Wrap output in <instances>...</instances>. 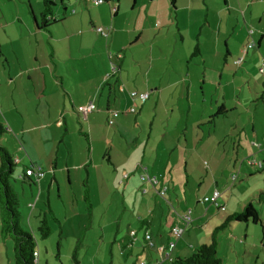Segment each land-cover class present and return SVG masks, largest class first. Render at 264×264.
Returning a JSON list of instances; mask_svg holds the SVG:
<instances>
[{
  "label": "crops",
  "instance_id": "crops-1",
  "mask_svg": "<svg viewBox=\"0 0 264 264\" xmlns=\"http://www.w3.org/2000/svg\"><path fill=\"white\" fill-rule=\"evenodd\" d=\"M65 1L66 0H60L59 3V1L56 0V6L53 10L54 17L57 21L63 18L60 14H63L65 17L62 22L63 24L59 23V25L62 24L66 27L62 35H56L53 32L52 26H58V24H52L47 30L39 29L35 24L37 31L41 30L44 35H49L47 43L50 47L52 63L49 62L48 64V62H45L44 65L39 63L27 70L21 68L22 70L20 69V71H16L15 73H8L10 83H17V77H23L25 73L28 74L30 79L33 78L39 81L44 79L41 87V95L43 98H39V102L34 103V105H36V110L31 113L32 117L36 118L38 123L40 122L41 124L38 126L36 125L33 129H37L41 134L44 130L51 131L44 140L42 138L41 141L39 140L41 149H37L34 146V141L37 139L36 136L35 140L33 136H30L28 144L31 148L23 150L22 147H19V152L12 153L13 160H15V165L28 164L23 165L25 166L23 172L32 167L36 169L41 168L45 172L43 177L39 180L34 178V176L30 177L36 181L33 184L39 186L40 196L43 193H41V190L44 188L50 190L55 186L58 188L57 193H60L61 185L57 178L58 174H64L66 171V173H68L67 181L72 186L73 170H88V166L91 168L93 166L92 163H94L95 169L99 167L101 171L99 172V178L96 179L95 177L92 184L89 182V194L93 203L96 205L99 200L110 202L113 201V197H117V200H121L122 204L125 206V211L129 208L130 212H132V219L126 222L125 228L127 232L125 240L129 242H127V244H119V248L122 250V256H125L127 253L128 259L134 261L133 264H170L172 259L180 257L183 254L193 253L197 247L208 242L210 236H208V234L206 235V233L210 228L211 235V232L219 225L223 224L230 214L232 215L240 212L245 205L247 206L249 203H254L260 192L264 190L262 182L259 183L262 179L255 177L250 179L248 183H252L257 179L259 180L257 181L258 184L255 190H248L250 191L248 196L242 198L243 195L239 196V190L232 191L234 187H237L238 183L243 181V178L240 179L243 168H246L245 170H247V168H254L248 167L246 164L243 165V162L249 161L250 159L262 161L263 166L260 169H254H257L259 172H264V119L260 120L261 116L264 117V73L260 72L261 75L256 76V63L261 57V49L264 46V26L262 27L261 25V21L264 19V10H258L261 9V5H264V0H224L226 8L223 10L229 13L226 14V17L221 19L218 18L217 20V22H219L216 24L215 43L218 44V36L222 24L226 22L227 16L234 14V12H237L236 14L241 13V18L244 20L245 24L247 18L252 20L253 18L256 19L259 17L258 27L260 30H258L257 35L252 29L247 30V32L243 31L242 43L231 49H227L226 54L230 55L231 61H226V58L225 64L231 71V74L230 77L226 78L224 84L221 82L223 81L224 73L220 74L219 86L220 88L224 87V90L223 93L221 91V98L217 101V110L215 103H211L208 107L206 99L207 92L205 86L208 84L212 86L214 84L207 75L208 68L211 66H207L206 62L203 61L205 63V68L201 73H197V77H193V71L189 66L190 60L186 62L185 59L187 52L185 47L187 46L190 48V57L193 58L192 55L196 43H201V40H204V38H202V30H200L194 42L191 39V33H189V39L187 41L186 35L179 28V25L177 27V34H174L173 37L169 36V33L172 31L171 28L166 29V34H162L161 31L155 32L152 36L153 42L150 43V57L147 58L146 54L144 56L145 71L137 74L135 73V76L130 79V77H124L122 73L125 64L124 55L122 54L117 55V65L111 61L113 67V70H111L112 73H109L110 68L109 70L106 67L101 70L98 69L97 66L99 64H97L95 69L90 68L92 63L89 65L91 61L93 62L94 56L96 55H98L101 62L104 60L102 59L104 58L103 54L105 55L103 41L100 39L101 34L96 31L98 27L111 29L108 38L101 36L105 39L107 46H112L116 49L117 53L126 50L131 37L129 38L127 34L128 31L123 29V26H119L121 17L125 14L126 2L118 0V10L112 12V4L105 3L95 6L91 3V0H79L80 2L84 1L83 4L87 6L89 11H85L83 6L78 8L74 7L71 11V16L74 17H71L67 15L68 7ZM135 2L136 0H134V3ZM61 7L63 8L60 9ZM256 11H258V14H256ZM41 13L42 8L40 9L39 16H35V22H41ZM11 23L14 24L15 22ZM154 28L159 29L160 26H153L151 29ZM135 30H140V34L135 42L141 39L143 40L145 28L130 29L131 32ZM60 32L62 31L60 30ZM158 40H166L164 43L167 48V58H155L154 43H157ZM251 41L254 42L255 45L247 51V54H243V49ZM200 45L199 56L205 54L203 43L202 47H200ZM181 50L182 52L179 57L178 54ZM36 58L37 61H39L38 57ZM131 59L135 66H139L140 68L141 59L139 54L135 53ZM64 62H66L65 65L63 64ZM69 62L74 64L73 68L70 66L65 67ZM229 63H231L232 68L227 66ZM258 68L259 71L261 68H264V59L260 61V64L258 63ZM159 70L163 71V73H158ZM198 76L202 77L199 79ZM112 78H115L114 82ZM131 81L133 83H131ZM120 82L127 84L125 86L126 90H130L131 92L124 95L123 111L119 112L120 114L114 120V124H109L108 120L111 116V112L119 111L114 110L110 102L112 101L113 95L116 96L123 88ZM45 83L48 85H45ZM195 83H197V85L202 83L203 85L199 88L202 92L203 104H201L200 118L193 122L194 129H196L197 125L201 126L203 123L209 126L208 133L202 129L204 132L202 140L206 141L211 148V160H204L203 162V159H198L203 157L198 151V148L195 150L191 149L193 151V157H197V159L112 153H104V155H108L107 159H105L104 156L102 157V153L98 154L97 159H95V152L74 151L72 147L67 150L68 154L60 150L59 138L62 135L65 136L66 134H70L69 131L71 129L69 125L72 123L74 130H78L75 127L76 123L73 119L75 116H77L79 121L77 123H80V119L85 121L84 124L81 123V130H78V132L86 135V139L92 146L94 145L93 143L110 145L112 128L117 126L118 123H120V127L122 125H124V127L126 125L130 126L129 124L139 125V115H142L143 111L150 105L154 104L155 108H157L158 103L165 102L169 97L178 98L179 95L184 93L191 98L194 93ZM48 90L54 91L55 94L63 95L64 99L62 103L56 102V100L53 99L50 100L52 101V104H50L51 109L45 114L43 110L40 112L39 110L40 105H42L41 101L49 100L50 98L46 95ZM246 90L251 94V101L249 100L245 103L248 98ZM132 92L148 93L149 98L146 101L142 99L133 100L131 95H129ZM105 94H107L108 97L106 96V103L102 106L101 103L104 100ZM68 101L72 106V110L68 108ZM90 103H93L96 107L94 112L85 116L78 113L79 107L86 106ZM172 105L173 103L170 107L174 109ZM46 108L48 109V106H46ZM132 108L135 109L133 113L129 112ZM221 108L224 111L223 115L220 117L218 116L212 125L208 124V120L216 115L217 111ZM253 108L254 113L250 120L251 130H249L247 128L249 124L248 114ZM257 112L260 114V117L257 115ZM44 114L46 118H44ZM21 119H23L22 115ZM43 119H47V124L42 123ZM128 126V129H135L137 127ZM64 127L66 129L63 132L62 129ZM13 128L14 126L11 125L8 131H12ZM187 129L188 128H186V130ZM196 131L198 134L197 129ZM16 132L17 134L21 133L25 135L26 130L21 127L18 128ZM17 134L15 133V135ZM197 134L196 136L199 138L200 132L198 135ZM47 139H49V146L47 145L48 143H45ZM61 141L66 144L64 138L60 140V143ZM255 143H258L260 148L254 146ZM186 145H188L187 140ZM251 146L256 150L255 153H245V155L241 153L242 151H251ZM76 159H78L77 163H74ZM207 161H209L208 164H206ZM183 171L188 178L185 183L183 181V176H180ZM87 173V178L89 180L91 173L90 171H87ZM234 173L238 174V179L235 184L232 185L231 174ZM246 173L248 177L254 174L253 171L250 170ZM125 174L129 176L127 179H123ZM146 174L157 176L159 182L155 187L143 185L141 177ZM198 174L200 176H198ZM79 175L80 173L76 175V182L79 180ZM19 178H21V175ZM49 178H51L50 181ZM193 179L199 184L196 191L194 190V186L193 188L190 186V182ZM22 182L28 183V180L25 179L24 181L22 180ZM29 184L32 183L29 181ZM165 187L168 188L167 193L164 197L159 196L157 193ZM188 187L189 190L191 189V192L188 191ZM14 190H17V184H15ZM216 190L221 193L217 203L219 205L218 210H221L220 212L223 213H220L218 217L216 215H214V217L211 216L208 222L201 223L204 221L201 213L202 206L206 207V205H208L203 203V199L213 195ZM73 195V192H71L70 195L66 193L68 199L72 198ZM191 200H196V206L193 209L194 212L189 210L193 204ZM219 203H222L224 206H220ZM215 206L216 205H214V207ZM212 207L213 206H210V208ZM210 208L205 211L208 212ZM185 211H190L192 218V215L197 213V218L192 220L191 223L186 224L184 220L178 217V215L185 214ZM40 218L41 214L39 216V219ZM218 218H220V222ZM122 219H124V217ZM196 219L199 220L196 221ZM196 224L198 227H202L201 231L203 233L205 232V238L203 234L200 236V230L196 227ZM176 226L181 227L183 232L180 239L177 240L176 248H174L173 252H170L167 247L169 241L173 240L171 230ZM145 228L152 234L151 245H147L143 240ZM121 229L122 227L119 225L117 234L121 232ZM134 231L137 234L135 240L131 238L132 236L130 234ZM1 233L0 227V247H2L0 251V264H15V260L14 263L12 260L14 257V247H12L10 239L4 238ZM186 234L188 235L187 238ZM195 235H197V239L194 238ZM161 248H163V251ZM37 259L39 261L40 252H38ZM222 261L224 263V258H222Z\"/></svg>",
  "mask_w": 264,
  "mask_h": 264
},
{
  "label": "rangeland",
  "instance_id": "rangeland-1",
  "mask_svg": "<svg viewBox=\"0 0 264 264\" xmlns=\"http://www.w3.org/2000/svg\"><path fill=\"white\" fill-rule=\"evenodd\" d=\"M58 1L60 3V0ZM121 2H126L127 5L119 26H123V29L128 31L127 34L129 38L131 37L132 41L130 40L128 42L126 50L117 53L116 49L110 45L107 46L105 39L100 36L104 46L105 55L103 54L104 58H102L104 60L101 62L98 55L94 56L93 62L91 61L89 63V65L92 63L90 68L95 69L97 64H99L97 66L98 69L101 70L106 67L109 70L110 68L109 73H112L111 70H113V67L111 61L117 65V55L122 54L125 59L122 73L124 77H130V79H132L135 73L137 74L145 71L144 56L146 54L147 58L150 57V43L153 42L152 36L155 32L161 31L162 34H166V29L171 28L172 31L169 33V36L173 37L174 34H177V27L179 25V28L185 33L187 41L189 39V33H191V39L194 42L200 30H202V38H204V40H201L199 45L201 44L200 47H202L203 43L205 54L191 58L190 48L186 46L185 49L187 52L185 59L186 62L190 60L189 66L193 71V77H197L205 68V63L203 61L206 62L207 66H211L208 68L207 75L214 84L212 86L209 84L205 86L208 107L211 103H215L216 106L218 99L221 98V91L223 93L224 87L220 88L219 86L220 74L224 73L223 81H221L222 84L225 83L226 78L230 77L231 74V71L225 64L226 61H231L230 55L226 54L227 49H231L242 43L243 31L247 32V30L252 29L257 35L258 30H260L258 27L259 17L256 19L253 18L254 21L253 19L250 20L247 18L245 24L244 20L241 18V13L236 14L237 12H234L236 15L231 14L227 16L226 22L222 24L218 36V44L215 43L216 24L219 22H217V20L218 18L221 19L226 17V14L229 13L223 10L226 8L224 0H176L175 8L172 6L171 0H136L135 3L134 0H122ZM65 3L68 7V16H71V11L74 7L78 8L83 6L85 11H89L87 6L83 4L84 1L66 0ZM260 7L261 9L258 11H263L264 5ZM41 8H43L42 0H0V124L6 129L5 134L0 139V145L6 147L10 154L19 152V147H22L23 150L31 148L28 144L30 136H33L34 140L36 136L37 139L34 141V146L37 149H41L39 140L41 141V138L44 140L45 137L51 133L49 130H44L41 134L37 129H33V127L41 123H38L37 119L32 117L31 114L36 110V105H34V103L39 102V98H43L41 95V87L44 79L40 81L33 78L30 79L28 74L25 73V76L17 77V83H10V77L8 75V73L20 71L21 68L27 70L39 63L43 65L45 62H48V64L49 62L52 63L50 47L47 43L49 35H44L41 30L37 31L35 26L34 16H39ZM62 8L63 7L60 9ZM258 11H256V14H258ZM60 15L63 17V14ZM11 22L15 23L12 24ZM62 22L63 21L59 23ZM59 23H55L58 24V26H52L53 32L56 35H62L66 29L65 25H62L63 23L60 25ZM261 25L262 27L264 26V19H262ZM153 26H160V28L151 29ZM144 28L143 40L141 39L135 42L140 34V30L131 32L130 29ZM60 30L62 32H60ZM166 40H158L157 43H154L155 58L161 57V59H164L166 57L167 48L164 43ZM182 50L178 54L179 57ZM135 53L139 54L141 59L140 68L139 66L136 67L132 62L131 57H133ZM36 57H38L39 61H37ZM262 59H264V46L261 49V57L256 63V76L261 75L258 63L260 64ZM63 64L65 65L66 62ZM69 66L73 68L74 64L69 62L65 67ZM227 66L232 68L231 63ZM158 73L162 74L163 71L159 70ZM198 77L200 79L202 76ZM112 81L114 82L115 78H112ZM131 83L133 82L131 81ZM120 84L123 88L116 96L113 95L112 101L110 102L111 107L114 110H119L118 112L123 111L124 95L131 92L130 90H126L125 86L127 84L121 82ZM45 85L48 84L45 83ZM202 86V83L198 85L197 83L194 84V93L191 98L184 93L179 95L178 98H167L165 102L158 103L157 108H155L154 104L150 105L143 111L142 115H139V125L129 124L132 127L137 126L135 129H128V125L125 127L122 125L120 127V123H118L117 126L112 128L110 145L93 143L94 145L92 146L86 139V135L78 132V130H81V123L84 124L85 121L80 119V123H77L79 121L77 116H75L73 119L76 123L75 127L78 130H74L72 123L69 125L71 129L69 131L70 134H66L65 136L62 135L59 138L60 150L68 154L67 150L72 147L74 151L95 152V159H97L100 153H102V157L104 156L105 159L108 158V155H104V153L197 159V157H193L192 150L198 148V151L204 157L198 159H203V162L204 160H211V148L206 141L202 140L204 134L202 129L208 133L209 126H206L204 123L201 126H196L198 134L200 132L198 138L196 136L197 131L194 129L193 124L194 120L196 121L200 118L199 114L201 104H203V98L199 88ZM246 92L248 98L245 103L251 98L250 92L248 90H246ZM46 95L50 98L49 100L41 101L42 105H40L39 110V112L43 110L45 114L51 109L50 104H52V101L50 100L53 99L56 100V102L62 103L64 99L63 95L55 94L54 91L51 90H48ZM106 96L107 94L104 95V100L101 103L102 106L106 103ZM172 103L174 109L170 107ZM68 105V108L72 110L69 101ZM46 106H48V109ZM253 113L254 108L248 114L249 124L247 128L249 130H251L250 120ZM45 114L44 118H46ZM21 115L23 119H21ZM257 115L260 117L258 112ZM262 119H264L263 116L260 117V120ZM46 120L47 119H43L42 123L47 124ZM11 125L14 126L13 130L8 131ZM21 127L26 130L25 135L21 133L17 134L16 130ZM186 128L188 129L186 130ZM65 129L64 127L62 131L64 132ZM15 133L17 135H15ZM63 138L66 140V144L63 141L60 143V140ZM48 140L49 139H47L45 143H48L47 145L49 146ZM186 140L188 145H186ZM255 151L254 147L251 146V151L247 150L241 153H243V155H245V153L253 154ZM77 160L78 159L74 160V163H77ZM208 163L209 161H207L206 164ZM23 165H15L11 185L14 189L15 184H17L16 192L20 198L18 210L21 214L20 223L22 229L31 234L34 231L33 236L36 239L37 251L40 252L39 264H73L71 256L77 246L80 264L134 263V261L128 259L127 253L125 256H122V250L119 248V244H127V242H129L125 240V237H127L125 228L126 222L132 219V212H130V209L127 208L125 211V206L122 204L121 200H117V197H113V201L110 202L99 200L96 205L91 199L93 214L91 217L89 216L88 203L84 200V193L90 188L89 182L92 184L95 177L96 179L99 178V172L101 171L99 167L95 169V164L92 163L93 166L91 168L88 166V170H78L79 172L73 170L72 186L67 181L68 173H66V171L64 174H58L57 178L61 185L60 193H57L58 188L55 186L50 190L44 188L41 190V193H43L40 196L39 186L36 184H29V181L28 183H23L21 178H19L25 170V166ZM245 169L246 168H243L240 176V179L243 178V181L232 189V191L239 190V196L243 195L242 198L248 196L250 191L255 190L258 184L257 181L259 180L257 179L252 183H248L250 179L259 177L262 179L259 183L262 182V185H264L263 171L259 172L254 168ZM248 170L254 173L250 177H248L246 173ZM87 171L91 173L89 180L87 178ZM79 173L80 177L78 182H76V175ZM199 174L198 176H200ZM180 176H183V181L185 183L188 178L184 171ZM50 180L51 178H49V181ZM190 186L191 188L194 186V190L196 191L199 184L193 179L190 182ZM188 191L191 192L189 187ZM71 192H73L74 195L72 198L68 199L66 193L70 195ZM191 201H193V204L189 210L194 212L193 209L196 206V200ZM219 204L220 206H224L222 203ZM253 205L257 208L260 215V223H233L220 232L218 253L220 251L219 257L224 258L223 264H264V204L262 205V203L260 204L255 201ZM210 206L213 207L210 208ZM208 208H210V210L206 212L205 210ZM220 211L221 210H218V206L214 207V205L210 204L206 205V207L202 206L201 213L204 221L200 222H208L209 217H214V215L218 217L220 213H223ZM44 213H48L49 224L52 229V235L47 239H41L38 231V227L40 226L39 222L40 219L43 218L42 216ZM40 214L41 218L39 219ZM52 216L59 219L60 225L52 221L54 220ZM192 216V220H195V218H197V213H194ZM123 217L124 219H122ZM198 220L199 219H196V221ZM219 220L220 218H218V221ZM197 224L196 227L201 231L202 227H198ZM119 225L122 229L121 232L117 234ZM210 229L206 233L208 236H210ZM200 231V236L203 234L205 238V232L203 233L201 231V233ZM187 236L186 234V238ZM194 238L197 239V235H195ZM9 239L12 247H14L12 239ZM1 250L2 247H0V251ZM191 254L192 253H187L182 256L187 257ZM12 260L14 263V257Z\"/></svg>",
  "mask_w": 264,
  "mask_h": 264
},
{
  "label": "trees",
  "instance_id": "trees-1",
  "mask_svg": "<svg viewBox=\"0 0 264 264\" xmlns=\"http://www.w3.org/2000/svg\"><path fill=\"white\" fill-rule=\"evenodd\" d=\"M42 2H43V8H42V13H41L42 20L40 23H38V21L35 22L37 28L47 30L50 28L52 24L64 21L65 19L64 15L60 21H57L54 17L53 10L56 6V0H42ZM107 3L111 4L108 1ZM171 4L175 8L176 0H171ZM198 43H196L195 45L193 55H192L193 58L200 55V49H199ZM78 113L85 116V114L80 112L79 109H78ZM223 113H224L223 109L222 108L219 109L216 115L211 117L207 123L212 125L214 123V120L217 119L218 116L219 117L222 116ZM5 132H6V129L4 128L2 124H0V139L5 134ZM14 168H15V162L13 160V155L8 152L6 147L0 145V208H1L0 220H1V231H2L1 234L4 236V238H11L14 243L13 252H14L15 264H39L38 259H37L38 252H37L36 239L34 238L33 233L31 234V233L25 232L22 229V226L20 223L21 214L18 210L20 198H19L18 193L13 189L11 185V179H12V174L14 173ZM32 168H29V169H32ZM39 169L42 173L45 174V172L41 168ZM27 170L21 176V180L24 181L25 179H27L32 184L35 183L36 181L31 179L30 178L31 176H34V178L39 180L35 174H32L31 176H27L26 175ZM125 176L126 177H124L123 179H127L129 177L127 174H125ZM146 176H151V175L146 174L143 177H146ZM151 177H154V176H151ZM142 182L144 186L146 185V186L155 187L159 181L156 177L155 184L148 183L147 181H144V180H142ZM231 184L233 185L235 183H231ZM89 191L90 190L85 191L84 200L88 203V213H89V216L91 217V215L93 214L92 213L93 205L91 203V197H90ZM167 191H168V188L165 187L157 194L161 197H164ZM162 192L164 193L161 194ZM205 198H209V197H205ZM256 202L264 204V190L260 192L259 196H257ZM183 215H178V217L181 218ZM42 217L43 218L40 219V222H39L40 226L38 227L39 236L41 239H47L48 237H50V235H52V229L49 224L48 213H44ZM52 218L54 219L52 220L53 222L60 225L59 219L53 216ZM250 222L254 224H258L261 222V218L258 213V210L253 205V203H249L247 206L245 205L243 210L240 212L234 213L232 215L230 214L222 225H220L219 227H217L211 232L208 242L197 247L191 255L187 257H184V256L176 257L170 261V264H223L222 258L219 257V253H218V248H219L218 240H219L220 232L225 230L228 226H230L233 223L249 224ZM176 227H173V229L171 230V236H173V240L169 241L168 247H167L170 252H173L174 248H176L177 240L180 239V237L182 236V232H183V229L181 227H178L181 230V234L176 235L174 233V229ZM130 234L132 236L131 238L135 240L136 235H137L136 232L134 231ZM151 238H152L151 232L145 228L143 240L145 241L147 245L152 244ZM161 250L163 251V248H161ZM77 251H78V246L72 252L71 258H72L73 264H80ZM141 264H145V263H141ZM156 264H159V263H156Z\"/></svg>",
  "mask_w": 264,
  "mask_h": 264
},
{
  "label": "built area",
  "instance_id": "built-area-1",
  "mask_svg": "<svg viewBox=\"0 0 264 264\" xmlns=\"http://www.w3.org/2000/svg\"><path fill=\"white\" fill-rule=\"evenodd\" d=\"M107 1L109 3L112 4V12H115L116 10H118V6H117V3L116 1L117 0H91V3L95 6H98V5H103L105 3H107ZM96 31L101 34L102 37H105V38H108L109 37V34L111 32V29L110 28H101V27H98L96 28ZM252 32V31H251ZM255 45L254 42H250L248 45H246V47L243 49L242 53L243 54H247V51L251 48H253V46ZM260 72L261 73H264V68H261L260 69ZM131 98L132 99H142L144 101L148 100L149 98V94H144V93H138V92H132L131 94ZM95 110V105L93 103H90L86 106H81L79 108V111L82 112L83 114L85 115H88L90 114L91 112H93ZM135 111L134 108L130 109L129 112L133 113ZM119 112H114L112 111L111 112V116L109 117V124H114V120L119 116ZM254 146H256L257 148H260V145L258 143H255ZM263 162L262 161H257V160H253V159H250L249 161L247 160L246 162H243V165L246 164L248 167H254V168H261L263 166L262 164ZM32 174H35L36 177L38 179L42 178L43 177V174L40 169H36V168H32V169H28L27 170V173L26 175L27 176H31ZM126 177V176H125ZM231 181L232 183H235L237 178H238V174L237 173H234L233 175H231ZM142 180L144 181H147L148 183H153L155 184L156 183V177H151V176H146V177H141ZM164 192H162L161 194H163ZM221 193L218 192L217 190L214 192V194L209 197V198H205L203 201L205 204H213V205H216V206H219L218 203H217V200L218 198L220 197ZM181 219H183L186 223H191L192 221V218H191V215H190V211L187 212L186 214H184ZM174 233L176 235H180L181 234V230L176 227L174 229Z\"/></svg>",
  "mask_w": 264,
  "mask_h": 264
}]
</instances>
